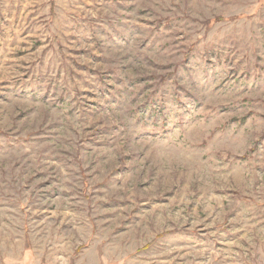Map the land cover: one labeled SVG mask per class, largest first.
<instances>
[{
	"label": "rangeland",
	"instance_id": "374dc122",
	"mask_svg": "<svg viewBox=\"0 0 264 264\" xmlns=\"http://www.w3.org/2000/svg\"><path fill=\"white\" fill-rule=\"evenodd\" d=\"M0 264H264V0H0Z\"/></svg>",
	"mask_w": 264,
	"mask_h": 264
}]
</instances>
